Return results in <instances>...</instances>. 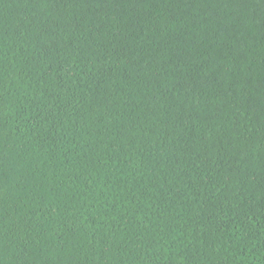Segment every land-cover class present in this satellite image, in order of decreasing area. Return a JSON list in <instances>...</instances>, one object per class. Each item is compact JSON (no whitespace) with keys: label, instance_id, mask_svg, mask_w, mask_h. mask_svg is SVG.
<instances>
[{"label":"trees","instance_id":"16d2710c","mask_svg":"<svg viewBox=\"0 0 264 264\" xmlns=\"http://www.w3.org/2000/svg\"><path fill=\"white\" fill-rule=\"evenodd\" d=\"M0 264H264V0H0Z\"/></svg>","mask_w":264,"mask_h":264}]
</instances>
